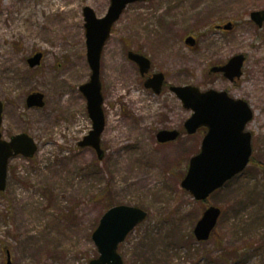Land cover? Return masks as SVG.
I'll return each mask as SVG.
<instances>
[{
  "label": "rangeland",
  "instance_id": "rangeland-1",
  "mask_svg": "<svg viewBox=\"0 0 264 264\" xmlns=\"http://www.w3.org/2000/svg\"><path fill=\"white\" fill-rule=\"evenodd\" d=\"M111 0H0V100L6 141L27 134L38 151L13 157L0 193V264H90L92 235L111 207L148 212L119 246L124 264H264V25L251 14L264 0H151L127 7L101 58L106 128L104 158L79 143L92 130L80 87L90 81L84 8L104 18ZM232 24L231 30L223 26ZM197 40L195 47L185 41ZM162 72L160 95L148 90L128 52ZM43 54L40 66L29 58ZM243 55L234 81L213 67ZM227 92L247 102L253 155L247 168L206 201L181 186L205 131L187 135L192 112L171 87ZM33 93L42 108L27 106ZM181 135L161 144L160 131ZM210 206L222 215L211 238L194 228Z\"/></svg>",
  "mask_w": 264,
  "mask_h": 264
},
{
  "label": "water",
  "instance_id": "water-1",
  "mask_svg": "<svg viewBox=\"0 0 264 264\" xmlns=\"http://www.w3.org/2000/svg\"><path fill=\"white\" fill-rule=\"evenodd\" d=\"M146 1L151 0H111L104 18H98L92 8H84L87 58L92 74L90 81L82 85L80 91L87 99L92 130L79 143V146L94 149L100 160L104 158L101 141L106 127L101 82L102 53L114 25L128 5ZM251 19L262 27L264 11L253 12ZM224 29L231 30L232 24L226 25ZM186 44L195 46L196 41L191 37L186 40ZM128 58L139 66L142 76L149 73L151 61L147 57L130 51ZM42 59L43 54L38 53L30 58L28 63L31 68H35L41 64ZM244 60L243 55L235 56L226 65L212 68L211 72L223 73L226 78L234 81L242 75ZM164 83L165 76L159 73L147 79L145 87L159 95ZM171 91L182 101L186 109L193 112L185 124L187 133L195 134L201 127L208 129L201 151L190 160L187 175L181 184L182 188L195 200L206 201L249 165L253 154V135L246 131V127L253 119V111L247 102L235 100L227 92L215 90L201 92L194 86L171 87ZM44 99L42 93H33L27 98V106L42 108L45 105ZM3 111L4 104L0 100V193L5 192L7 188L9 160L19 155L32 158L38 150L34 140L27 134L14 136L10 141L3 139L1 132ZM179 136L180 132L176 130H165L157 134V140L164 144L175 141ZM221 214V209L214 206L204 212L194 229L197 241L205 242L210 239ZM147 216L148 213L142 208L126 205L116 206L107 211L92 235L100 256L92 260L90 264H124L122 256L118 253L119 245L146 220ZM7 263L12 264L9 252Z\"/></svg>",
  "mask_w": 264,
  "mask_h": 264
},
{
  "label": "flooded vegetation",
  "instance_id": "flooded-vegetation-1",
  "mask_svg": "<svg viewBox=\"0 0 264 264\" xmlns=\"http://www.w3.org/2000/svg\"><path fill=\"white\" fill-rule=\"evenodd\" d=\"M190 37V36H189ZM195 39V38H194ZM197 41V40H196ZM136 53H139V52H136ZM37 54V53H36ZM36 54H34L33 56H35ZM141 54V53H140ZM32 56V57H33ZM151 61V63H152V60H150ZM152 66H153V64H152ZM152 70V69H151ZM155 73H157V72H155ZM158 73H162V72H158ZM154 73H151L150 72V75H148V76H152ZM164 74V73H163ZM165 75V74H164ZM148 76L147 77H142L144 80H146V78H148ZM165 78H166V76H165ZM201 131H203L202 129L201 130H199L196 134H198L199 132H201Z\"/></svg>",
  "mask_w": 264,
  "mask_h": 264
}]
</instances>
